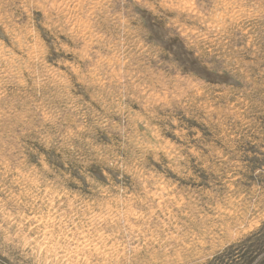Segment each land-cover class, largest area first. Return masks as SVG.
I'll return each mask as SVG.
<instances>
[{"label": "rangeland", "instance_id": "obj_1", "mask_svg": "<svg viewBox=\"0 0 264 264\" xmlns=\"http://www.w3.org/2000/svg\"><path fill=\"white\" fill-rule=\"evenodd\" d=\"M0 264H264V0H0Z\"/></svg>", "mask_w": 264, "mask_h": 264}]
</instances>
